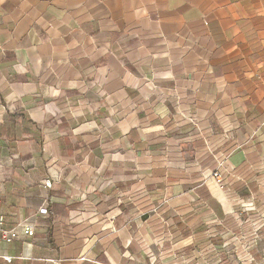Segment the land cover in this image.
Listing matches in <instances>:
<instances>
[{"label": "crops", "instance_id": "crops-1", "mask_svg": "<svg viewBox=\"0 0 264 264\" xmlns=\"http://www.w3.org/2000/svg\"><path fill=\"white\" fill-rule=\"evenodd\" d=\"M0 219V264H264V0H0Z\"/></svg>", "mask_w": 264, "mask_h": 264}, {"label": "built area", "instance_id": "built-area-1", "mask_svg": "<svg viewBox=\"0 0 264 264\" xmlns=\"http://www.w3.org/2000/svg\"><path fill=\"white\" fill-rule=\"evenodd\" d=\"M213 177L218 178L219 174L214 173ZM51 186H52V183L49 180H45L43 182L44 189L49 190ZM38 213L41 215L47 214V203L46 202L43 203L42 207L38 210ZM0 222H1V219H0ZM19 235L24 236V237H29V238L34 236V228L30 225L28 220H23L19 222L15 227L11 229H2L0 227V244H11L15 239L19 237ZM4 259L7 262L11 261V259L8 257H5Z\"/></svg>", "mask_w": 264, "mask_h": 264}]
</instances>
